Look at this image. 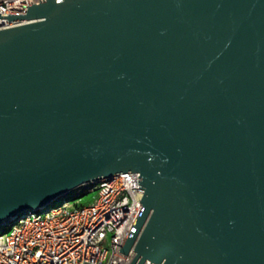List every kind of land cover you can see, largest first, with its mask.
<instances>
[{
    "label": "water",
    "instance_id": "water-1",
    "mask_svg": "<svg viewBox=\"0 0 264 264\" xmlns=\"http://www.w3.org/2000/svg\"><path fill=\"white\" fill-rule=\"evenodd\" d=\"M4 18L19 24L0 30V223L138 172L131 264H264V0Z\"/></svg>",
    "mask_w": 264,
    "mask_h": 264
},
{
    "label": "built area",
    "instance_id": "built-area-1",
    "mask_svg": "<svg viewBox=\"0 0 264 264\" xmlns=\"http://www.w3.org/2000/svg\"><path fill=\"white\" fill-rule=\"evenodd\" d=\"M44 1L0 0V30L19 24L4 16L24 14L28 5ZM138 176L120 173L79 187V199L95 193L87 205L69 193L59 205L0 223V264H131L134 249L128 255L120 250L143 207Z\"/></svg>",
    "mask_w": 264,
    "mask_h": 264
},
{
    "label": "rangeland",
    "instance_id": "rangeland-1",
    "mask_svg": "<svg viewBox=\"0 0 264 264\" xmlns=\"http://www.w3.org/2000/svg\"><path fill=\"white\" fill-rule=\"evenodd\" d=\"M81 195H82V189L78 188V189H76V190L71 192V195L69 196V198H71V199H74V198L79 199L81 197ZM94 196H95V193H91V194H88L87 196H84L83 198L79 199L78 201L81 202L84 205H87V204H89L90 202L93 201ZM64 200H65V198H59V199H56L54 203L56 205H59ZM71 203H73V202H71Z\"/></svg>",
    "mask_w": 264,
    "mask_h": 264
},
{
    "label": "trees",
    "instance_id": "trees-1",
    "mask_svg": "<svg viewBox=\"0 0 264 264\" xmlns=\"http://www.w3.org/2000/svg\"><path fill=\"white\" fill-rule=\"evenodd\" d=\"M80 189V188H79Z\"/></svg>",
    "mask_w": 264,
    "mask_h": 264
}]
</instances>
